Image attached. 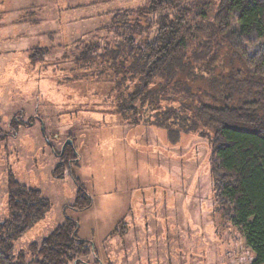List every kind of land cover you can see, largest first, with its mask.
I'll return each instance as SVG.
<instances>
[{"label": "rangeland", "instance_id": "obj_1", "mask_svg": "<svg viewBox=\"0 0 264 264\" xmlns=\"http://www.w3.org/2000/svg\"><path fill=\"white\" fill-rule=\"evenodd\" d=\"M145 1L0 0V219L10 177L50 203L14 254L30 259L29 245L69 218L91 264H251L242 232L216 208L211 134L169 138L139 116V96L122 110L135 80L76 60L81 40L113 36L112 13ZM65 145L77 160L60 166ZM75 180L86 209L72 207Z\"/></svg>", "mask_w": 264, "mask_h": 264}, {"label": "trees", "instance_id": "obj_2", "mask_svg": "<svg viewBox=\"0 0 264 264\" xmlns=\"http://www.w3.org/2000/svg\"><path fill=\"white\" fill-rule=\"evenodd\" d=\"M105 29L109 39L80 41V67L98 65L101 73L135 80L122 110H132L130 101L139 96L145 113L139 116L169 138L211 134L216 208L242 232L254 254L251 264H264V0H147L112 13ZM156 101L163 110L157 112ZM57 157L60 166L77 160L67 145ZM75 183L72 207L86 209L91 198ZM6 205L0 264H91L84 259L91 248L69 218L29 245L30 259L14 254L12 242L44 217L50 203L10 177Z\"/></svg>", "mask_w": 264, "mask_h": 264}, {"label": "flooded vegetation", "instance_id": "obj_3", "mask_svg": "<svg viewBox=\"0 0 264 264\" xmlns=\"http://www.w3.org/2000/svg\"><path fill=\"white\" fill-rule=\"evenodd\" d=\"M63 149H64V147L62 146V147H61V151H60V152H61V154H62V152H63Z\"/></svg>", "mask_w": 264, "mask_h": 264}, {"label": "water", "instance_id": "obj_4", "mask_svg": "<svg viewBox=\"0 0 264 264\" xmlns=\"http://www.w3.org/2000/svg\"><path fill=\"white\" fill-rule=\"evenodd\" d=\"M68 144H70V141L68 142Z\"/></svg>", "mask_w": 264, "mask_h": 264}]
</instances>
